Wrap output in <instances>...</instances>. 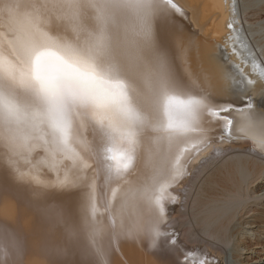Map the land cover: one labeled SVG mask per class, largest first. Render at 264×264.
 <instances>
[{
  "label": "snow or ice",
  "instance_id": "snow-or-ice-1",
  "mask_svg": "<svg viewBox=\"0 0 264 264\" xmlns=\"http://www.w3.org/2000/svg\"><path fill=\"white\" fill-rule=\"evenodd\" d=\"M177 15L185 14L175 0H0V167L40 184L19 168L23 153L42 146L69 162L74 180L43 187L78 189L70 231L94 245L101 204L111 211L119 202L117 213L150 204L151 233L161 235L164 208L153 193L191 175L187 165L211 143L205 116L224 142L251 137L264 152V113L250 100L213 104L176 75L161 26ZM189 145L197 151L185 159ZM239 207L229 196L210 211ZM94 251L107 264L105 250Z\"/></svg>",
  "mask_w": 264,
  "mask_h": 264
},
{
  "label": "bare ground",
  "instance_id": "bare-ground-1",
  "mask_svg": "<svg viewBox=\"0 0 264 264\" xmlns=\"http://www.w3.org/2000/svg\"><path fill=\"white\" fill-rule=\"evenodd\" d=\"M175 3L194 28L178 15L161 26V37L180 80L213 104L239 108L250 100L255 105L253 111L264 113V47L253 57L238 36L234 1ZM203 122L207 131L222 133L208 117ZM232 131L233 136L242 135L236 132L235 124ZM208 137L211 143L207 151L187 165L192 171L208 156L212 160H208V169L199 168L194 178L186 176L163 192L153 193L161 198L163 221H168L160 224L161 235L155 238L151 233L154 210L143 201L123 213L115 210L119 202L111 211H104L101 204L97 220L103 231L95 245L86 234L71 232L69 222L77 206L78 189L43 185H55L58 178L65 177L72 181L74 170L42 146L17 158L19 168L35 175L40 184L16 182L0 167V264H97V245L105 250L107 264H144L147 259L148 264H214L212 258L218 259L217 264H264V152L251 137L231 143L211 134ZM196 151L189 145L185 159ZM216 153L222 154L218 162ZM187 181L190 190L184 189ZM229 196L238 199V210L228 215L210 211ZM174 197L186 198L184 211L175 210ZM36 208L47 211L38 213ZM171 210L175 211L173 217ZM173 230L181 236L169 245L170 239L176 238L169 235ZM201 248L208 249L203 252ZM189 255L191 258L183 261Z\"/></svg>",
  "mask_w": 264,
  "mask_h": 264
},
{
  "label": "rangeland",
  "instance_id": "rangeland-1",
  "mask_svg": "<svg viewBox=\"0 0 264 264\" xmlns=\"http://www.w3.org/2000/svg\"><path fill=\"white\" fill-rule=\"evenodd\" d=\"M233 1H234L233 7H234V11H235L234 12V15L238 18V21H239V24H240L239 25V35L238 36L245 41V44L247 45V49L250 51V53L253 54V57L255 56L256 52L258 53V55H260L259 48L264 47V0H233ZM177 5L179 6V4H177ZM179 7L182 9L181 6H179ZM182 11H183V9H182ZM180 18L184 19L185 22L191 27L192 30L194 29L192 27V22L190 21L189 18H183L181 16H180ZM261 57H263V56L261 55ZM207 133L215 136L216 138H219V137L222 136V133L221 132H218L217 133L216 131H207ZM238 140L240 141L241 139H233L232 142L233 141L234 142H239ZM221 156H222V154H221ZM221 156H219V154L216 153V155H215V157L217 158V161L216 162L220 161V157ZM208 160L210 161L211 158H209L208 156L202 157L198 161V163H196V165H198V167H195L197 170H195V168H193V170H192L193 172L191 171V175L190 176H187L188 177V180L194 178L195 175H197V173L200 172L199 170H205L208 167L207 166L208 165V162H209ZM203 165H205V168L204 167H201ZM199 168H201V169H199ZM188 184L190 185V183L187 181L186 186H184V189L185 190H190L191 187L188 186V188H187V185ZM185 197L184 198H179V199H177L176 197H174L172 199V201H173L172 204L174 205V207H176V209L174 208L176 211H178L179 209H181L183 211L185 210L182 207L183 206V203L185 204V202H186V198ZM35 211L38 212V213H43V212H46L47 211V208H45V209H43V208H39V209L36 208ZM170 212H171L172 217H173L175 215V211L171 210ZM172 220H174V219H172ZM167 223H168L167 220H164L163 221V224L164 225H166ZM176 223H178V222L175 220V224ZM173 231H170V234L169 235H175V237H176L175 238V241H176V239L179 236H181V232H177L176 230H173ZM171 240L172 239H170V241H169V245H174L175 243H171ZM183 245H185V244H183ZM203 249L201 248L200 251H203ZM207 249H204V250L207 251ZM197 250H199V249H197ZM141 251L144 254V250H141ZM188 258L190 259L191 256L189 255V256L185 257L183 259V261H186ZM148 261L149 260L147 259L144 262V264H148ZM211 261L214 264H217L218 259L212 258ZM122 262H123V264H126L124 261H122Z\"/></svg>",
  "mask_w": 264,
  "mask_h": 264
}]
</instances>
